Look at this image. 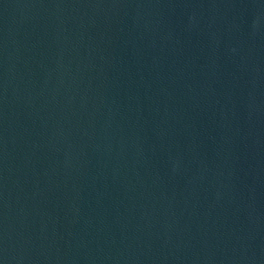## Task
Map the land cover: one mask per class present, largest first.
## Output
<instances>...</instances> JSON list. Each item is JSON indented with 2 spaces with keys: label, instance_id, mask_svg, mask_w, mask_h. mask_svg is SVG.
<instances>
[{
  "label": "water",
  "instance_id": "obj_1",
  "mask_svg": "<svg viewBox=\"0 0 264 264\" xmlns=\"http://www.w3.org/2000/svg\"><path fill=\"white\" fill-rule=\"evenodd\" d=\"M0 264H264V0H0Z\"/></svg>",
  "mask_w": 264,
  "mask_h": 264
}]
</instances>
